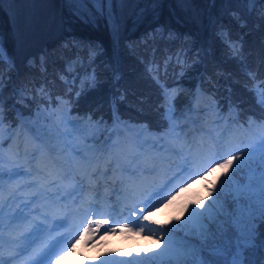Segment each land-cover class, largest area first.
<instances>
[{
	"label": "trees",
	"instance_id": "trees-1",
	"mask_svg": "<svg viewBox=\"0 0 264 264\" xmlns=\"http://www.w3.org/2000/svg\"><path fill=\"white\" fill-rule=\"evenodd\" d=\"M260 2L255 5L257 11L249 14L248 6L237 0H216L215 6L206 0H191L185 6L176 0H163L158 17L149 11L139 21L136 12L147 5L131 0L123 6L114 3L113 9L121 22L117 40L104 20H99L97 27L73 22L62 0H4L0 6V28L5 47L16 65L11 71L7 63L3 65L5 122L6 119L16 121L14 106L31 111L42 103L44 107L53 106L61 116L65 111L87 112L93 122L103 117L110 123L113 114L109 101L115 96L119 116L143 121L148 129L159 134L171 133V125L175 124L173 119L162 116L161 89L153 79L156 76L167 86L169 95H175L176 110L188 102L193 86L199 83L216 100L215 120L223 117L228 124L247 125L250 117L260 114L252 89L264 82V22L259 18L264 0ZM209 12L216 21L214 25L209 22ZM194 13L199 21L193 19ZM221 25L230 32L235 49L218 37ZM160 28L163 34L158 31ZM74 40L99 45L94 63H89L91 57L87 49L83 66L71 63L76 59L69 47ZM177 53L181 54L179 63ZM93 69L100 81L95 90L89 89ZM12 82L20 83L26 91L21 99L12 98ZM82 85L84 91L77 98L76 92L81 91ZM41 86L44 94L40 93ZM229 105L233 107L230 109ZM55 118L62 123L60 116L55 115ZM100 126L93 133L106 139L112 126L110 129L104 124ZM62 128L65 127L62 125ZM6 140L0 129V141L4 144ZM254 141L255 136L249 143ZM196 184L192 183L189 193L207 195ZM178 214L176 209L168 215L160 214L158 224L170 227L167 221ZM259 231L264 233V224ZM160 252L156 251L154 256L145 254L139 259V254L131 253L123 244L120 260L158 264L154 258ZM249 258L264 264V247L254 255L250 253Z\"/></svg>",
	"mask_w": 264,
	"mask_h": 264
},
{
	"label": "rangeland",
	"instance_id": "rangeland-1",
	"mask_svg": "<svg viewBox=\"0 0 264 264\" xmlns=\"http://www.w3.org/2000/svg\"><path fill=\"white\" fill-rule=\"evenodd\" d=\"M0 34L3 35L1 28ZM10 88H12V98L14 99H21L26 95V91L20 83L12 82ZM193 90L195 92L192 95L189 94L188 103L177 109L174 114L173 123L176 126V131H179L180 140L175 139L176 133L173 130L170 134L165 133V135L159 136L157 132L145 131L143 123L138 122L132 125L128 120L120 119V122L117 123L119 130L108 133V135L111 134V139H119L129 144H139L142 147L134 151L125 149L118 157L110 156L107 151L85 152V149L89 146L98 149L101 142L106 140L98 136L96 138L93 137V131L98 130L101 126L97 127L94 123H88V114L86 113L83 115L76 111H65L66 114L61 116L55 111L53 106L52 108L44 107L42 103L32 107L31 111L16 107L19 112L23 113L19 114L17 111L15 113L17 121L10 122L9 119H6L3 129H1L4 135L6 134L10 137V143L0 147V158L4 161L3 168L7 169L4 172L3 179L0 180V206H2L5 213L4 222H0V246L2 245L3 247L0 249V256L8 255L10 258H15L17 253L12 255L13 247L17 246L13 242L14 239L18 238L19 234L27 235L26 231L28 230L29 232L34 225H42L46 231L48 225L44 220L55 215L52 207L56 203L61 206L59 216L65 220L63 223L64 228L61 231L43 235L41 239L35 242L34 248L27 258H23L16 264H29L28 262L32 260L30 258L37 259L40 262L46 242L56 243L65 238L66 241L63 240L64 243L58 249L57 254L51 256L50 262L44 261V264H100L102 260L115 264V262L121 261L120 257L123 254L120 253L123 252V244L127 246V250L131 253L139 254V259L145 254L154 256L156 251H161L162 242L161 245H158L157 242L160 232H156L153 235L147 229L138 233L134 228L132 231L121 230V228L126 223H129L128 218L131 217V212L134 209L137 210V206H142L140 201L148 196L155 186L168 181L178 172L177 166L183 163V156L187 155L186 151L181 153L185 133H187L189 141L195 137L197 140L202 138L203 141L210 142L211 139L222 137L226 142L229 140L233 141V147L241 139L249 140L248 135H252L251 133H246L245 130H239V126L235 124H228V121L223 117L218 120H212L215 111V100L211 98L210 94L201 96L199 100L197 85L193 87ZM196 108H199V112L203 116L211 113L203 120L204 122L190 125L189 118L195 117V113L192 110ZM55 115L61 117L62 123L56 121ZM20 122L22 123L21 126L19 125ZM109 124H104L107 129H110ZM62 125L66 129L62 128ZM22 126H24V130L32 135L30 139L34 140L27 146L28 150H23L25 153L21 151L20 147H17L16 140L13 141L15 133L18 132L17 134H19L22 132L20 130ZM40 127H43L44 131L50 134L38 139L36 132ZM24 134L25 132L19 135V138H27L25 137L26 134ZM85 136H88L89 139H84L83 137ZM27 140L29 141V138ZM44 140H48L51 153L55 152L57 157L65 159L63 163L68 162V159L72 160L80 157L85 152L84 155L89 158L87 164H85L86 166H78L73 163L71 170L66 168V163L64 165L57 163L52 170L43 169L34 160H31V154L34 150L33 147L43 143ZM244 146L247 147L248 144ZM17 153L18 156L16 155ZM9 168L14 171L20 170L23 174L19 173V175L9 179ZM120 170L125 174L121 173L119 175ZM108 173H110L111 177H107L108 180L105 185L109 189L105 188L100 191L99 179ZM135 174H141L140 176L143 179L146 178L140 184ZM214 175V173H209L203 180L196 177H192V179L197 183V187L204 190L205 185ZM87 176H93L90 189L85 190L81 185L78 190L79 180L85 181L84 179ZM184 179L187 180V176ZM126 181L132 185L130 187L134 190V193H132L131 198L134 201L131 204L125 203L118 213L110 214L111 208L120 205L123 195L128 193L127 189L124 188V186H128L126 185L127 183L125 184ZM176 182L175 180L173 181V183ZM192 189L190 188L189 192H192ZM76 193L90 194L93 198L95 195L100 194L104 203H101L99 207L102 205L104 209L101 210L100 208L99 212H97L96 207H94L96 201L76 205L73 202L77 199ZM157 207H159V204H157ZM174 209L179 211V207L175 203L169 205L167 209L153 212L152 219L159 222L160 214L162 216L171 214ZM12 216H26L27 218L17 219L9 224V217ZM78 216H81L79 220ZM112 217L113 220L118 221V224L113 223ZM105 219L109 220V224L102 226L99 232H94L91 242H86V237L85 239L80 238L82 229L88 225L89 220L92 221L91 227L95 229V221ZM132 219H136V217H132ZM36 220H39L38 224L34 222ZM144 223L149 228H158L160 226L158 223L151 224L149 221ZM105 227L109 229L116 227L117 230L114 233H105ZM75 228L76 230H74ZM29 256L31 257L28 258Z\"/></svg>",
	"mask_w": 264,
	"mask_h": 264
},
{
	"label": "snow or ice",
	"instance_id": "snow-or-ice-1",
	"mask_svg": "<svg viewBox=\"0 0 264 264\" xmlns=\"http://www.w3.org/2000/svg\"><path fill=\"white\" fill-rule=\"evenodd\" d=\"M4 0H0L2 6ZM67 5L68 12L74 18L73 22L79 21L85 25L93 27L98 26L99 20H104L109 32L115 39H119L121 29L120 18L117 17L113 4L123 6L129 0H62ZM133 3H144L146 7L139 8L136 12V20L142 19L146 13L151 11L154 17L159 16L158 9L162 6L163 0H131ZM176 2L185 6L191 3V0H176ZM206 2L215 6L216 0H206ZM241 5H247L246 11L251 14L257 11L255 5L261 3L260 0H237ZM185 11L187 9L185 8ZM259 18L264 22V8L259 9ZM193 19L199 21V17L194 13ZM239 17L237 20L239 21ZM209 22L215 24L216 21L209 12ZM243 26V25H241ZM221 30L217 33L218 37L230 48L235 49L236 45L231 40V34L220 26ZM163 34V28L158 29ZM170 35H175L170 33ZM76 59L71 63L84 64V54L87 49V55L91 57L89 63H94L95 53L99 45L90 43L73 41L69 46ZM186 56L187 53H184ZM171 57H169V60ZM177 62H181V54L176 55ZM7 63L9 70H14L16 65L14 58L8 53L4 37L0 34V129H3L5 122V101L3 99L4 88V70L3 65ZM29 63H34L29 61ZM167 63L165 64V70ZM119 80V77H115ZM63 79V77H62ZM153 79L161 89L160 108L163 109L162 116L164 119H174L176 111L173 101L175 95H169V89L159 78L154 76ZM67 83V80L65 81ZM75 83V79H73ZM100 81L97 79L95 70L91 73V82L89 89H98ZM84 91L83 85L81 91L76 92L79 98ZM254 94L256 96V104L260 109L259 116L250 117L247 125L240 123V130L251 133L255 136V141L248 143L241 139L239 143L233 147V141H225L222 137L211 139L205 142L201 138L197 140L195 137L189 141L187 133L183 138L181 153L186 151L187 155L183 156V163L178 165V172L168 181L155 186L152 191L143 200L139 210H133L131 217L128 218L129 223L139 233L141 230L147 229L153 235L160 232L157 238L158 245H161V252L154 259L158 260V264H258L255 259H250L249 254H255L260 248L264 247V233L259 231L260 225L264 224V82L255 85ZM175 89H173V93ZM40 93L44 94L45 89L41 86ZM124 96H121V100ZM113 114V123L120 122L119 109L115 96L109 101ZM233 106L229 105L231 109ZM88 123H94L99 127L101 124H107V121L100 119L93 122L91 114L87 117ZM233 123L236 121L233 120ZM176 133L175 139L180 140L179 131L176 126L171 125ZM147 131V126H145ZM50 134L45 132L43 127L37 129L36 135L38 139ZM248 143V146L244 145ZM0 141V147H2ZM142 147L139 144H129L119 139L112 140L111 137L101 142L98 149L89 146L85 149L88 151H107L110 156H119L125 149L136 150ZM239 153V154H237ZM18 156V153L16 154ZM88 157L85 155L82 160L87 164ZM3 159L0 158V180L4 177ZM203 173V175H201ZM209 173H214L213 178L207 182L204 192L207 195L193 196L189 193L192 183L196 177L203 180ZM19 175L18 170L8 169V178ZM187 176V180L184 177ZM177 181L173 183V181ZM191 181V182H189ZM183 185V186H181ZM177 204L179 214L172 216L167 221L170 227L160 225L158 228H149L145 221L151 224H157L158 221L152 219L153 212H159L167 209L169 205ZM159 204V207H157ZM192 205V207H190ZM199 209V211H197ZM3 209L0 206V213ZM136 217V219H132ZM27 217L12 216L9 217V224L17 219H26ZM114 224L118 221L113 220ZM92 221L89 220L88 225L84 226L80 234L81 239L87 238L86 242H91L94 232H99L102 226L108 225L109 220L95 221V229L91 227ZM133 228L123 226L121 230L132 231ZM116 227L104 228L105 233L115 232ZM42 225H34L27 235H21L14 239V243L22 245L17 251L23 252L27 247L41 239L44 234ZM51 231V230H49ZM66 239V238H65ZM64 243L63 240L56 243L46 242L44 245L43 255L38 264H44V261L51 260V256L57 254L58 249ZM0 264H9L0 257ZM100 264H110L108 261H101ZM115 264H144L141 260H125L115 262Z\"/></svg>",
	"mask_w": 264,
	"mask_h": 264
},
{
	"label": "bare ground",
	"instance_id": "bare-ground-1",
	"mask_svg": "<svg viewBox=\"0 0 264 264\" xmlns=\"http://www.w3.org/2000/svg\"><path fill=\"white\" fill-rule=\"evenodd\" d=\"M200 94H202V95H205V92H203L202 90L199 92V94H198V96L200 95ZM204 106V105H203ZM205 107V106H204ZM192 111H194V113H195V117H193V121H195V122H199V120L201 121L202 120V116H203V114H201L200 112H199V108H196V109H193ZM132 125L134 124L133 122H130ZM20 126L22 125V123L20 122V124H19ZM23 127V128H22ZM21 128H20V130H22V132L21 133H19V134H17V133H15V136H14V140L13 141H15V143L17 144V147H20V149H21V151H23V150H28L29 148H27V146L30 144V143H32V142H34V140H32V139H30V138H32V135H30L29 134V132L28 131H26V130H24V126H22ZM16 131V130H15ZM23 132H25V134H26V136L25 137H27V138H29V141L27 140V138H23L22 139V137L21 138H19L20 136L19 135H21ZM24 134V135H25ZM31 136V137H30ZM13 139V138H12ZM33 139H35V138H33ZM35 143H37V142H35ZM38 144V143H37ZM34 148V150H33V153L31 154L32 156V159L31 160H34L35 161V163H37L40 167H42L43 169L45 168L46 170L47 169H49V170H52L54 167H55V165H57V163H59V165H64L65 163L67 164V166H66V168H68V169H71L72 170V164L74 163L75 165L77 164L78 166H84L85 165V162L82 160V157L83 156H85L84 155V153H82V156H80V157H76L75 159H72V160H67L68 162H65V163H63L64 162V158L62 157V158H59V157H57V154L54 152V153H51V150H49V148H51L50 147V145H49V143H48V140H44L43 141V143H40V144H38V145H36V146H34L33 147ZM32 149V148H31ZM130 152V151H129ZM23 153H25V151H23ZM67 154V153H66ZM89 155V154H88ZM29 156V155H28ZM29 158V157H28ZM67 158V157H66ZM60 159V160H59ZM29 160V159H28ZM30 160V161H31ZM36 165V164H35ZM51 165H53V167H51ZM86 166V165H85ZM152 168V167H151ZM86 169H88V168H86ZM143 171V170H142ZM141 171V172H142ZM36 172V171H35ZM38 172H40V171H38ZM75 172H77V170H75ZM87 172V171H86ZM121 173H122V171L120 170V172H119V175H121ZM124 173V172H123ZM122 173V174H123ZM125 174V173H124ZM128 174V173H127ZM115 175V174H114ZM141 175V174H140ZM140 175H138V174H135V176H136V178H138V181H139V183L141 184L142 183V181H144V179L146 178H142V176H140ZM147 175V174H146ZM42 176V175H41ZM126 176V175H125ZM149 177V176H148ZM45 178V177H44ZM41 181H43V180H41ZM97 181V180H96ZM131 184V183H130ZM134 184V183H133ZM132 186V185H131ZM124 188L125 189H127V190H130V189H128L126 186H124ZM109 189V188H108ZM107 189V190H108ZM120 191V190H119ZM126 191V190H125ZM121 192V191H120ZM123 192V191H122ZM127 192H130V191H127ZM125 193V192H124ZM116 195H118V194H116ZM122 197V196H121Z\"/></svg>",
	"mask_w": 264,
	"mask_h": 264
}]
</instances>
